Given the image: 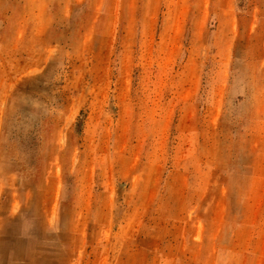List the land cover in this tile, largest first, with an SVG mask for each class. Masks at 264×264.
Masks as SVG:
<instances>
[{
  "label": "rangeland",
  "instance_id": "obj_1",
  "mask_svg": "<svg viewBox=\"0 0 264 264\" xmlns=\"http://www.w3.org/2000/svg\"><path fill=\"white\" fill-rule=\"evenodd\" d=\"M0 264H264V0H0Z\"/></svg>",
  "mask_w": 264,
  "mask_h": 264
}]
</instances>
